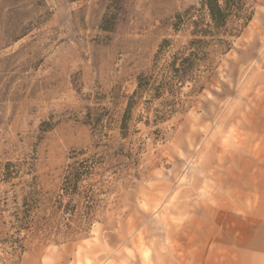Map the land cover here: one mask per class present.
Here are the masks:
<instances>
[{
	"label": "rangeland",
	"instance_id": "obj_1",
	"mask_svg": "<svg viewBox=\"0 0 264 264\" xmlns=\"http://www.w3.org/2000/svg\"><path fill=\"white\" fill-rule=\"evenodd\" d=\"M201 2L0 0V264H264V0L202 91L182 88L184 110L155 125L145 96L120 134L138 77L188 44L177 16ZM74 163L92 169L74 201L91 224L15 234L23 199L41 217L70 201Z\"/></svg>",
	"mask_w": 264,
	"mask_h": 264
},
{
	"label": "trees",
	"instance_id": "obj_2",
	"mask_svg": "<svg viewBox=\"0 0 264 264\" xmlns=\"http://www.w3.org/2000/svg\"><path fill=\"white\" fill-rule=\"evenodd\" d=\"M247 5L248 0H202L200 8L194 9L197 14L194 15L189 11L177 16L176 27L187 24L191 40L166 61L160 72L138 77L137 88L129 98L119 123L123 138L128 136L133 111L143 97H149L147 103L159 102V108L155 110L152 120L156 125L170 119L174 113L184 110V102L181 101L179 94L185 85L191 84L194 93L202 91L201 74L212 69L218 55H224L231 50L233 45L231 38L237 37L241 31L239 28H244L251 20L252 12ZM168 43L164 41L161 45L155 58L156 65L160 62ZM149 110L147 109L148 112ZM150 123L149 119L146 124ZM91 171V166L80 163L68 167L60 198L67 196L71 199L67 204H64L63 200L56 201L50 216L38 215V210L41 208L40 199L33 198V202L28 198L23 199L21 209L14 215L15 234L42 233L48 238L54 232L53 221L60 215L66 221L64 222L66 231L63 236L85 231L93 220L94 207L88 205L81 208L74 201L75 197L82 195L81 185L90 177ZM15 243L20 244L18 245L20 248H24L20 238Z\"/></svg>",
	"mask_w": 264,
	"mask_h": 264
}]
</instances>
